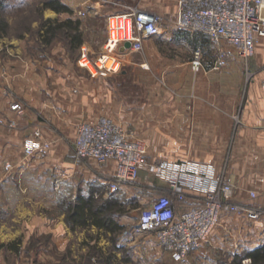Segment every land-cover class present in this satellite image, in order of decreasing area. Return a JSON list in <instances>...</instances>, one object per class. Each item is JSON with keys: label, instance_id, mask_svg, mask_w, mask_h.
I'll return each mask as SVG.
<instances>
[{"label": "crops", "instance_id": "crops-1", "mask_svg": "<svg viewBox=\"0 0 264 264\" xmlns=\"http://www.w3.org/2000/svg\"><path fill=\"white\" fill-rule=\"evenodd\" d=\"M172 1L132 0L124 5L122 0H61L75 16L86 12L81 20L106 18L123 6L163 12L175 20L177 0ZM47 10L45 19L68 17ZM15 26L17 34L0 37V264H147V238L142 234L124 231L112 241L110 232L93 225L70 227L60 211L62 182L82 178L101 183L116 173L113 160L104 165L94 159L77 163L70 147L77 125L100 115L133 129L146 142L150 161L211 165L218 174L223 156H230L226 174L238 187L235 201L264 208V37L255 44L249 60L252 78L247 81L242 60L235 55L220 70H213V59L205 58L197 73L190 68L192 53L185 57L174 50L171 57L162 56L159 40L186 41L192 50L209 43L206 36L187 33L175 23L168 26L145 40L142 52L128 53L124 60L138 83L145 81L144 64L159 61L162 86L154 92V103H145L119 97L115 84L103 78L91 81L80 74L68 79L65 43L45 45ZM14 101L19 110L10 109ZM37 127L51 148L43 159L27 158L23 147ZM5 163L12 169L5 170ZM149 179L153 186L167 187L164 178L149 174ZM201 194L188 190L187 202L193 204ZM118 222L124 229L131 225L127 217ZM152 238L154 260L177 264ZM262 248L264 217L251 221L224 212L185 264H264L251 258Z\"/></svg>", "mask_w": 264, "mask_h": 264}, {"label": "built area", "instance_id": "built-area-1", "mask_svg": "<svg viewBox=\"0 0 264 264\" xmlns=\"http://www.w3.org/2000/svg\"><path fill=\"white\" fill-rule=\"evenodd\" d=\"M80 17L86 12L79 11ZM115 23L112 24V20ZM107 39L99 52L88 46L81 47L77 60L90 77L118 75L128 53L143 51L145 40L163 33L162 16L158 12L128 8L123 13L105 18ZM175 25L190 33L205 35L210 42L213 70L225 67L232 52L242 60L247 81L252 78L249 60L257 41L264 37V0H177ZM125 43L130 46L125 48ZM205 54L201 48L192 52L190 68L197 73L203 68ZM21 108L12 102L11 110ZM235 122H238L237 116ZM0 123L3 120L0 118ZM10 126L13 121L8 123ZM42 127L34 129L25 141L23 152L27 158L47 157L51 143L43 139ZM73 154L77 163L94 159L104 165L116 162V173L103 184L110 192L137 181L141 171L149 176L164 178L167 194L155 196L144 206L137 223L129 233L149 232L160 247L167 251L173 262L185 264L191 251L199 248L217 225L221 213H233L255 221L264 217V208L235 201L237 185L226 174L227 160L218 174L211 165L194 162H169L147 157V144L131 128L100 115L95 121L77 125L73 141ZM5 170L12 169L10 163ZM152 191L157 186L149 185ZM188 190L202 194L193 204L187 202ZM254 197V191H250ZM178 201L189 204L184 211H177ZM249 261V260H244Z\"/></svg>", "mask_w": 264, "mask_h": 264}, {"label": "rangeland", "instance_id": "rangeland-1", "mask_svg": "<svg viewBox=\"0 0 264 264\" xmlns=\"http://www.w3.org/2000/svg\"><path fill=\"white\" fill-rule=\"evenodd\" d=\"M44 0H0V19H4L8 25H10V29L7 28V33L9 35H15L17 34L16 26L21 27V29L24 33H29L31 36H36L39 39L38 36V29L40 24L43 22V20H47L48 16V10L46 9V12L43 13V10L41 13L39 12L40 5L42 4ZM124 5L128 2H132V0H122ZM154 3V2H153ZM172 3H175V0L172 1ZM128 5V4H127ZM127 8L125 6L122 7V10H118L114 12L113 14L123 13ZM158 13L162 16V24L164 31L168 26L174 25L173 18L168 17V14H163V12ZM169 13V12H168ZM76 17H80L78 14ZM107 17V16H106ZM61 19V18H60ZM59 17L56 19H50V20H60ZM32 20L35 21L37 24L36 28H32ZM62 20V19H61ZM82 32H83V38L84 42L83 44L77 48L71 50L68 46L66 47L67 50V69H68V79L74 78L76 75H84L91 81L97 80L100 78H103L104 81L113 82L115 84L116 92L118 93L119 97L126 96V100L128 101H141L147 103H154V92L156 91L157 87L162 86V76L160 72H157V68L160 67L159 61L156 60V64H150L145 63L144 68H141L143 75L145 77V81L143 83H138L133 81V73L131 65L126 64L122 71L118 75L114 76H103L99 78H91L88 72L80 67L77 63V60L79 58V55L81 53V47L82 46H88L90 47L91 51L93 53H97L101 50L102 45L107 39V25L105 21V17L100 19H84L82 20ZM27 24H29V28L27 29ZM163 31V32H164ZM63 41L62 35H57L53 41ZM156 45H159V51L162 56L165 57H171L174 54V50H178L179 54L185 57H189L191 53L193 52V48L188 44L186 41H173L170 40H164L163 41H157ZM207 45V46H206ZM125 48H128L124 46ZM200 48L203 50L205 54V58H212L210 43L204 44L200 46ZM237 56L235 52H232L231 56ZM238 57V56H237ZM68 80V81H70ZM69 83V82H68ZM75 86H73L74 88ZM165 87V86H164ZM145 142V141H144ZM146 143V142H145ZM70 147L73 151V142H70ZM148 147V146H147ZM224 162L227 160V162L230 159V156H223ZM82 163V162H81ZM88 165V164H87ZM102 182L98 183L99 186H94L95 193L98 197L106 198L109 196V194L116 193V196L120 198V201L123 202L122 208L124 210L121 217H127L131 225L128 226L123 230V232H130L129 229L136 225L137 223V217L140 212V210L146 206L150 200H152L155 196L164 194L163 189H159L156 191H152L149 184V176L145 173L144 175H139L137 181L133 184H128L124 186L122 189L120 188L117 191L110 192L106 189L103 182L112 179V177H104L101 178ZM52 184H57L56 178H51ZM65 183V184H64ZM95 183L93 181H88L85 179L80 178L77 182H71L67 180L66 182L61 183V200L62 197H65L67 200H76V195L81 193H87L89 188L92 187V184ZM153 186V185H151ZM97 187V188H96ZM167 193V192H166ZM58 200V198H57ZM120 218V217H119ZM143 237L147 238V264H158L157 261L154 259L153 251L156 248V243L154 240H152V235L149 232H143L140 233ZM171 262H164V264H170Z\"/></svg>", "mask_w": 264, "mask_h": 264}, {"label": "trees", "instance_id": "trees-1", "mask_svg": "<svg viewBox=\"0 0 264 264\" xmlns=\"http://www.w3.org/2000/svg\"><path fill=\"white\" fill-rule=\"evenodd\" d=\"M2 5V3H0ZM50 9L56 13H66L68 17L62 20H43L38 29L39 41L45 45H50L57 35H62L66 47L73 50L79 48L83 42L82 20L74 15V11L65 5L61 0H44L40 5L39 12ZM27 27V26H26ZM8 23L4 19H0V37L7 32ZM28 29V27H27ZM190 33V32H187ZM192 35H201L192 33ZM207 38V37H206ZM210 43V42H209ZM65 184V183H64ZM94 186H99L98 183H93L87 193L79 192L76 195V200H67L62 197L57 200L61 205V212L65 213V219L70 227L80 226H95L98 229H103L112 234V241L115 236L122 233L124 227L118 222L124 210L120 198L116 193L109 194L106 198L98 197L95 193ZM97 188V187H96ZM164 190V194L166 190ZM163 194V193H162ZM189 204L184 201H178L176 204L177 211H184ZM262 251V252H260ZM259 254H251L254 263H264V249L259 250ZM237 262L235 261V263Z\"/></svg>", "mask_w": 264, "mask_h": 264}, {"label": "water", "instance_id": "water-1", "mask_svg": "<svg viewBox=\"0 0 264 264\" xmlns=\"http://www.w3.org/2000/svg\"><path fill=\"white\" fill-rule=\"evenodd\" d=\"M125 46H126V47H129V46H130V44H129V43H125Z\"/></svg>", "mask_w": 264, "mask_h": 264}, {"label": "bare ground", "instance_id": "bare-ground-1", "mask_svg": "<svg viewBox=\"0 0 264 264\" xmlns=\"http://www.w3.org/2000/svg\"><path fill=\"white\" fill-rule=\"evenodd\" d=\"M114 23H115V20L113 19V20H112V24H114Z\"/></svg>", "mask_w": 264, "mask_h": 264}]
</instances>
